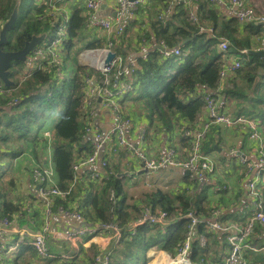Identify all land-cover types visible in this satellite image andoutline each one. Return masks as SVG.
Segmentation results:
<instances>
[{
	"label": "trees",
	"instance_id": "16d2710c",
	"mask_svg": "<svg viewBox=\"0 0 264 264\" xmlns=\"http://www.w3.org/2000/svg\"><path fill=\"white\" fill-rule=\"evenodd\" d=\"M188 1L196 8V22L193 24L188 19L184 0H145L123 27L122 34L108 36L100 29L87 26L88 10L83 0H0V28L18 4L16 20L6 34L7 42L1 47L2 51H18L32 36L45 34L50 41L55 40L60 25L64 26L65 33L58 46L59 52L54 54L59 58L58 65L47 66L46 50L35 58V65L30 70L26 62L12 63L9 69V78L14 85L2 88L8 92L0 95V199L5 201V184L12 185V180L2 178L8 167L4 162H12L27 143H32L37 151L36 157L40 152L50 151L53 173L50 187L60 193L49 198L53 212L58 208L71 214L76 212L78 219H82L81 224L94 229L99 224H113L123 229L139 219L145 207L156 214L179 216L191 212L202 221L195 224L189 234L190 264L222 262V256L228 251L225 232L209 230L204 222L211 211L219 210L216 201L225 194L214 178L204 175L194 179L181 172L178 184L166 189L153 186L149 189L151 192L129 203L125 192L129 178L118 177L122 153L117 151L102 157L104 166L98 170L96 179L83 177L76 180L73 170L79 160L93 154L90 138H83L86 126L96 124L95 114L89 112L86 104L88 83L101 87L104 80L95 70L77 63L80 47L83 50L109 48L120 58V67L116 65L111 71L109 89L115 91L114 83L119 80L127 82L129 90L116 101L118 113L128 121L137 116L141 123L146 122L147 129H164L167 133L175 129L180 146L172 143L171 149L176 150L175 153L182 152L181 162L190 156L197 132L204 135L200 143L203 153L217 145L214 136L217 129L214 127L219 126L202 120L206 95L216 101L221 94L245 99L253 106L250 115L264 118L261 113L263 105H260L262 92L257 91V87L252 88L254 79L264 67L257 57L250 56L245 62L243 56L246 54H242V49L249 50L251 46L247 41L239 43L235 37L240 22L234 17L220 18L210 0ZM62 6L71 10L66 24H62ZM247 24L254 23L244 25ZM222 42L227 44L225 52L218 48ZM154 45L163 47L167 54L153 48ZM175 50L179 55H175ZM141 52L143 55L139 54L134 59L136 65L131 67L128 64L131 56ZM230 56L235 57L240 67L231 76L222 77ZM68 67L72 68L69 76L65 73ZM124 67L128 72L117 76L118 70L122 73ZM56 70L61 71L62 78L55 77ZM54 100L64 105L58 117L49 109ZM248 119L256 120L249 116ZM203 124L208 127L204 128ZM46 132L48 137L44 136ZM39 164L37 171L44 175L40 168L44 162ZM47 169L45 167V171ZM260 193L264 198V189ZM21 209L23 206L19 203L5 202L2 217L11 223V216ZM187 227L186 220L165 227L146 223L130 238L112 242L100 253L91 249L90 253L87 252L88 258L91 257V264H97V255V260L106 258L108 264H147V249L157 245H163L166 253L174 256L186 241ZM256 227L264 229L260 224ZM100 232L101 229L96 230L97 235ZM200 237L206 239L203 246L199 245ZM46 244L49 255L44 259L37 256L30 239L20 243L19 247L24 251L33 249L34 252L30 251L33 257L46 264L66 262ZM254 255L255 261H264V252L256 251ZM72 260L67 264H72Z\"/></svg>",
	"mask_w": 264,
	"mask_h": 264
},
{
	"label": "built area",
	"instance_id": "2783aa9c",
	"mask_svg": "<svg viewBox=\"0 0 264 264\" xmlns=\"http://www.w3.org/2000/svg\"><path fill=\"white\" fill-rule=\"evenodd\" d=\"M85 3V7L88 10V19L87 26L92 29H100L106 35L111 36L112 33L122 34L124 30V26L126 23L134 17V14L137 8L142 4L145 0H83ZM214 1V0H210ZM229 4V12L230 16L236 18L240 23H250L256 21L260 22L264 27V8L260 11V13L256 14L254 9L250 7L245 0H227ZM186 7H188V19L193 24L196 22V8L192 6V4L188 0H184ZM105 11L104 16H97V12ZM115 14V17L112 14ZM61 16L63 19L62 24H66L69 16L67 13L62 12ZM200 31H203L200 28ZM64 26L60 25L58 27L57 39L50 41L46 44H42L38 47L31 56H28L26 66L29 68L34 67L35 58L37 56L42 55L47 50L48 62L47 66L51 67L52 64L58 65L60 63L59 58L54 57L56 52H59V44L64 36ZM262 49H264V41L261 43ZM218 48L225 52L227 50L226 42H222L218 45ZM89 56V61L86 67L92 70H95L99 73L103 78L102 86L97 87L93 82L88 83L87 87V106L92 107L97 104L96 107L93 108L94 111L90 113H94L95 109H102L106 111L107 114L111 115L112 118V126L103 141H107V143H103L101 141V135L99 127L96 124H92L91 126H86L85 133L83 138L88 134L93 135V154L90 157H87L83 160H79L73 166L74 171L85 168V167H93L96 165L104 166V161L99 160V157L102 158L101 153L103 155H112L117 151H121L126 159L127 165H130V161L136 158H143L138 150L128 142L125 137V132L129 128L131 121L123 120L118 113V106L116 105V101H118V97L123 93L129 90V85L127 82L116 80L114 83V90L111 91L109 88L111 87L110 82V74L112 69L120 64V58L116 56L114 53V58L111 61H107V55L109 53H113L109 48L103 49H86L84 50ZM175 55H179L178 51H174ZM242 53H246V51H242ZM167 54V53H165ZM131 67H134L135 61L129 62ZM59 67V66H58ZM240 67L238 61H234L231 65H226L223 70L221 76H227L228 74H232L237 68ZM128 69H124L121 73L117 72V76L121 74H126ZM56 78H62L63 74L60 70L55 71ZM8 91L4 89H0V95H4ZM205 101V116L206 121L214 123L216 125H222L226 128H238L244 131H247L248 137L250 140L257 141L261 139L259 134V127L261 126V122L259 120L248 119L240 116H230L229 114L220 113L217 110V101L212 98L210 95H206L204 98ZM9 104V103H8ZM10 105V104H9ZM89 107V108H90ZM204 128L208 127V124H203ZM198 135L195 137L192 147L190 148V156H188L187 160L181 162L180 160L174 159L175 151L174 149L168 150L165 154H159L155 158H150L143 161V166L148 169L150 172H155L156 170L166 169V168H176L181 171H188L189 176L192 178H203L204 175L207 178H215L217 174V164L216 162L209 157L207 154L201 151L200 143L201 139L204 136L200 132H197ZM47 135V134H46ZM185 136L188 133L184 134ZM140 139H143V133L140 135ZM102 145V149L100 150V146ZM262 151L264 148L262 145L260 146ZM100 158V159H101ZM263 163V158L261 160V164ZM52 168L48 167L45 171V168L42 169L43 174H40L35 168L32 172L33 180L35 183L39 185L38 193L39 196L46 201L48 206H51L52 201L49 199L50 196L60 195V193L55 189L51 188L50 184L53 180ZM251 169L250 167L248 168ZM99 169L92 171L89 175L90 178L96 179L99 176ZM161 182L157 184L159 188L166 189L170 184H178L175 180H170L167 178H160ZM159 179H150L149 177H145L144 185H148L150 187L156 186V182ZM227 186L220 187L221 189H227ZM264 189V178L263 176H257L255 179H251L247 182L245 186L246 196L251 204L250 214L247 216L243 225L237 226L235 224L227 225L223 224L219 221L220 210H214L209 213L208 218L205 219V226L209 230H217L226 233V242L228 244L227 254L224 256L222 263L220 264H237L241 254L243 252H256L259 250H264V248H258L251 244L248 240L252 239L254 235L255 226L257 224L264 226V198L261 196L260 190ZM66 215L70 213L65 212ZM71 216V215H70ZM69 216V217H70ZM181 220H186L188 222V231L186 241L176 250L174 256L166 253L167 264H190L188 259V254L190 252V241L189 234L192 230V227L195 224H198L202 220L196 217L191 212H188L184 215H166L165 213H152L148 207L143 208L141 213V217L135 222L130 223L127 227L123 229H119L117 226L113 224H100V229L106 233L107 235L100 244L102 250L106 248L108 243H118L120 241L125 240L126 238L132 236L135 233V230L148 223L150 225L157 226H170L174 225ZM96 230L94 228H80L77 231L67 232L65 234L64 240L69 243L71 246L76 247V243L80 242L81 239L85 238H93L97 236ZM18 233L22 236L18 238L20 242H22L25 237L30 239V244L34 248L37 256L40 259L46 258L49 254L46 248V239L48 238V229L43 228L40 232L34 233L32 229L12 227L10 223L6 219H2L0 222V233ZM110 234V235H109ZM24 235V236H23ZM109 241V242H108ZM199 244L204 245V238L200 237L198 240ZM17 247V244L11 245L7 250L12 251ZM3 253V247L0 246V264H1V256ZM62 259H69L68 256L62 255ZM245 262L243 264H257L250 260L243 259ZM98 264H108V260L106 258H98ZM248 262V263H246Z\"/></svg>",
	"mask_w": 264,
	"mask_h": 264
},
{
	"label": "crops",
	"instance_id": "0c3cea01",
	"mask_svg": "<svg viewBox=\"0 0 264 264\" xmlns=\"http://www.w3.org/2000/svg\"><path fill=\"white\" fill-rule=\"evenodd\" d=\"M245 1L254 9L256 14L260 13V11L264 8V0ZM212 4L220 18H231L227 0H214ZM61 10H63L62 12L67 13L68 16L71 11L68 6H62ZM105 13V11H100L97 12L96 15L104 16ZM238 24L235 37L238 39L239 43L247 41L251 46L249 50L242 49V51H246V53H242L246 54L243 56L246 62L249 61V53L251 51L262 49L261 43L264 41V27L260 22L256 21H254V24ZM46 40L48 39L46 38ZM149 49L150 48L145 50L147 51ZM141 53L134 54L131 56V59L135 61L134 59ZM234 58V56H230L228 61H226L225 66L231 65L234 61H237ZM260 73L261 74L256 77L259 78L257 84L254 86L253 83L252 88L257 87V91L262 92L260 105H263L261 113H264V70L260 71ZM228 75L231 76V74ZM217 99L218 112L225 114H228L229 112V114H237L247 118L249 116L261 122V126L259 127L261 139H259L258 142L250 140L247 131L238 128H226L222 125L214 127V129H217V133L214 134L217 145L214 146L213 150L204 152L217 164V174L215 175L213 181L217 182L219 187H222L223 185L228 187L227 189H223L225 194L223 196H219L216 201L219 204L220 222L227 225L235 224L240 226L244 224L251 211V204L246 196L245 186L248 181L255 179L257 176H263L264 178V151L260 148L261 145L264 148V118L250 115L253 111V106L245 99L229 98L223 94H221ZM99 112L98 118H96V125L99 127L101 141H103L112 126V118L111 115L107 114L101 108ZM202 120L203 123L206 122L205 110L202 112ZM131 122L132 123L125 132V137L146 160L155 158L159 154H165L172 148V143L177 147L180 146L179 136L175 129L169 133H167L164 129L156 131L153 128L147 129L145 126L146 122L142 121L141 123L137 116H133ZM141 132H145L146 138L144 141L140 139ZM46 134L47 132L44 136L48 137V134ZM103 143L109 144L106 140L103 141ZM118 152L122 153L121 151ZM181 153V151H177L174 159L180 160L182 158L180 157ZM41 154L42 156L38 154V157H36V149L32 146V143H27L23 152L18 157L14 158L12 162H10V160L4 162V164H7L8 167L2 178L4 181L12 180V185L6 183L4 186L5 201L0 199V222L3 219V203H19L23 206V209L11 216L13 222H11L10 225L12 227L15 226L19 228L32 229L34 233L40 232L43 228H47L48 238L46 239V243H48L49 248L53 251V253L58 254L59 256L65 255L69 257V259L65 260L66 262L63 264H67L71 259H73L71 261L72 264H91V257L88 258L89 254H87V252L90 253L91 249L95 248L100 253L102 250L100 244L103 241L101 238H104L107 234L102 231L99 235L93 238H83L76 247L67 244L64 240L67 232H73L80 228L92 227L81 224L80 222H82V219H78L79 217L76 212H72L74 214L70 213L69 215H66L65 211L61 208H58L55 212H53L51 210V206H48L46 201L39 196V185L34 182L32 172L40 165L39 163H42V161L44 162V165L40 167L41 169L45 167H52L49 149L48 151H45V153ZM101 156L104 157L105 155L101 153ZM122 157H124L123 153ZM100 158L101 157H99V160L102 159ZM262 158L263 163L261 164ZM122 160L123 161L120 163V171L125 172L124 170H128V172H139L140 174H135L136 179L143 182L146 174L142 173L144 168L142 158H136L130 161V165L125 167H123L124 159ZM249 167L251 168L250 170L248 169ZM130 168H132V171H129ZM94 170H96V168L90 166L76 170V180H82L83 177L89 178L90 173ZM170 170L171 169L168 168L156 170L155 172H150L146 175V177L150 178L153 176V179L167 178L179 182L181 172L179 170ZM255 230L256 231L252 236V239L248 241L258 248H264V229L256 227ZM20 236L22 235L12 232L0 233V246L3 247L1 264H46L45 262L39 261L37 257H33L30 252H34L32 248L30 251H24L21 247H19L20 243L29 240L28 237H25V239L20 242L18 240ZM13 244H17V247L12 251H8L7 249ZM109 244L111 243H108L106 248L110 246ZM205 244L206 239L204 240V245ZM68 245L70 246V251ZM259 251L264 252V250ZM226 253L227 251L222 256V259ZM145 254L148 259L147 264H167L166 251L163 249V245L151 246L147 249ZM98 256L99 255H97V257ZM97 257L95 258V262L98 264ZM254 257V252H243L237 264H243L245 262L243 259L250 260L257 264H264V261H255ZM57 264H61V262H57Z\"/></svg>",
	"mask_w": 264,
	"mask_h": 264
},
{
	"label": "water",
	"instance_id": "95a60500",
	"mask_svg": "<svg viewBox=\"0 0 264 264\" xmlns=\"http://www.w3.org/2000/svg\"><path fill=\"white\" fill-rule=\"evenodd\" d=\"M132 1V0H130ZM18 14V4L15 6L13 9L9 19L3 23V25L0 28V89L1 88H9L14 85V82L9 78V69L11 67L12 63L15 62H25L27 56L31 53V51L40 43H42L44 40H46V35L42 34L40 36H32L30 41L25 42L24 46L22 49L18 51H7L4 52L1 50V47L7 42L6 40V34L9 32L16 20ZM113 17H115V14L113 12L112 14ZM155 49H159L162 52H166L163 47L159 45L153 46ZM251 57H257L261 60L263 63L264 67V49L256 50V51H251L250 53ZM114 58V53H109L107 55V61H111ZM264 70V68H263ZM259 78H255L254 81V86L257 84ZM172 170H179L176 168H168ZM185 175H189L188 171H181ZM143 172H147L146 170H143ZM135 174H140L139 172L134 173V172H123L122 174H119L118 177L124 178V177H131L135 176ZM38 188V187H37Z\"/></svg>",
	"mask_w": 264,
	"mask_h": 264
},
{
	"label": "rangeland",
	"instance_id": "374dc122",
	"mask_svg": "<svg viewBox=\"0 0 264 264\" xmlns=\"http://www.w3.org/2000/svg\"><path fill=\"white\" fill-rule=\"evenodd\" d=\"M24 3H28V1H24ZM47 42H48V40H44L43 41L44 44H46ZM79 51L80 52L76 56L77 63L80 64V65H83V66H87L85 64L88 63L89 56H87V53L82 49V47H80ZM71 72H72V68L71 67H68V68L65 69V73H67L68 76L71 75ZM96 103L99 104V102H96ZM97 104L95 106L90 107V108L87 106L89 112L94 111L93 108L96 107ZM49 109L52 112H54L55 114H57V117H58L59 113L64 110V105L60 104L58 102V100H54L53 104L49 107ZM99 110H100L99 108L95 109L94 118H98V115L100 113ZM39 155L42 156L41 153H39ZM122 159H124L123 167H125L127 165L126 159L124 157H122ZM93 167H95L96 169H103V166L100 165V164L96 165V166H93ZM124 171L126 172L128 170H124ZM122 172H120V174H122ZM145 177H144V180H145ZM127 178H129V180L127 181V185L125 186V192H126L127 200H128L129 203H132L134 200L140 198L144 193H148V192L152 191V190L150 191L149 189H152L153 187H150L148 185H144V183H143L144 180H143V182H141V180L136 179V176H134V177L131 176V177H127ZM150 179H153V176H151ZM160 182H161V179H159L156 182V184H155L156 187H158L157 184H159ZM168 185H169L168 187H171V186L176 185V184H172V185L168 184ZM254 233H255V231H254ZM225 235H226V233H225ZM251 253H253V252H251Z\"/></svg>",
	"mask_w": 264,
	"mask_h": 264
},
{
	"label": "flooded vegetation",
	"instance_id": "af4514ba",
	"mask_svg": "<svg viewBox=\"0 0 264 264\" xmlns=\"http://www.w3.org/2000/svg\"><path fill=\"white\" fill-rule=\"evenodd\" d=\"M42 44H43V43L38 44L35 48L37 49V48L40 47ZM35 48H34V49H35ZM34 49H33V50H34ZM36 49H35V50H36ZM33 50L31 51V53H30L28 56H31V55L33 54V52L35 51V50H34V51H33ZM28 56H27V58H28ZM27 58H26V61H25V62H27ZM142 133H143V138H144V137H145V132H142ZM142 160L144 161V160H146V159L142 158ZM143 170H146V171H147V172H143V174L148 175V174L150 173V171H149L148 169H146L145 167L143 168ZM143 170H142V171H143ZM146 175H145V176H146ZM156 179H160V178H156Z\"/></svg>",
	"mask_w": 264,
	"mask_h": 264
},
{
	"label": "bare ground",
	"instance_id": "6f19581e",
	"mask_svg": "<svg viewBox=\"0 0 264 264\" xmlns=\"http://www.w3.org/2000/svg\"><path fill=\"white\" fill-rule=\"evenodd\" d=\"M165 53H167V51L165 52ZM140 55H143L142 53L140 54ZM143 57V56H142ZM130 61H133V60H130ZM129 61V62H130ZM119 64H121V62L119 63ZM129 64V63H128ZM130 65V64H129ZM120 67V65L118 66V68ZM123 69H126V67H124ZM118 71H121V70H118ZM225 127V126H224ZM141 134H142V132H141ZM86 137H89L90 138V140H91V144H93V142H94V140H93V135L92 134H88ZM102 149V145L100 146V150ZM100 225V224H99ZM97 229H100V227L99 226H97L96 227ZM79 230V229H78ZM77 231V230H76Z\"/></svg>",
	"mask_w": 264,
	"mask_h": 264
},
{
	"label": "clouds",
	"instance_id": "9594fccd",
	"mask_svg": "<svg viewBox=\"0 0 264 264\" xmlns=\"http://www.w3.org/2000/svg\"><path fill=\"white\" fill-rule=\"evenodd\" d=\"M2 89V88H1Z\"/></svg>",
	"mask_w": 264,
	"mask_h": 264
}]
</instances>
